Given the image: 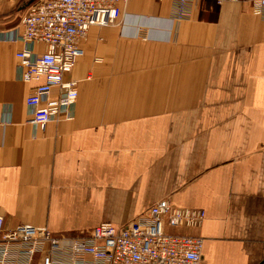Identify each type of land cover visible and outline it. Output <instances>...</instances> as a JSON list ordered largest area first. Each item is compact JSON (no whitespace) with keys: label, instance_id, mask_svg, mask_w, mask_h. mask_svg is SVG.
<instances>
[{"label":"crops","instance_id":"obj_1","mask_svg":"<svg viewBox=\"0 0 264 264\" xmlns=\"http://www.w3.org/2000/svg\"><path fill=\"white\" fill-rule=\"evenodd\" d=\"M38 1L0 0V32ZM179 2L129 0L115 25L92 27L70 76L74 119L45 131L18 78L22 44L0 41L6 229L88 240L169 199L205 213L176 231L203 238V264H264V18L250 0H193L178 19Z\"/></svg>","mask_w":264,"mask_h":264},{"label":"built area","instance_id":"obj_2","mask_svg":"<svg viewBox=\"0 0 264 264\" xmlns=\"http://www.w3.org/2000/svg\"><path fill=\"white\" fill-rule=\"evenodd\" d=\"M128 1L39 0L23 13L19 26L0 32V41L22 44L17 74L33 86L26 104L36 130L74 119L79 82L70 76L84 55L81 42L92 27L115 25L121 4ZM250 1L264 18V0ZM192 2L180 0L178 19ZM204 219L202 210L179 208L164 199L127 224L102 223L88 240L62 241L46 228L6 229L0 215V264H33L37 254L42 264H203V238L176 231L200 228Z\"/></svg>","mask_w":264,"mask_h":264},{"label":"rangeland","instance_id":"obj_3","mask_svg":"<svg viewBox=\"0 0 264 264\" xmlns=\"http://www.w3.org/2000/svg\"><path fill=\"white\" fill-rule=\"evenodd\" d=\"M183 209H191V208H183ZM181 234H185V233H181Z\"/></svg>","mask_w":264,"mask_h":264}]
</instances>
